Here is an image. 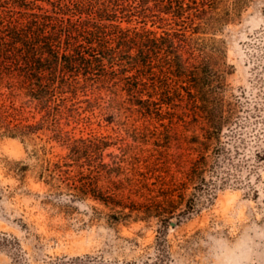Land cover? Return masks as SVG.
Masks as SVG:
<instances>
[{
  "label": "rangeland",
  "instance_id": "rangeland-1",
  "mask_svg": "<svg viewBox=\"0 0 264 264\" xmlns=\"http://www.w3.org/2000/svg\"><path fill=\"white\" fill-rule=\"evenodd\" d=\"M209 3L214 21L194 37L203 38L207 84L218 86L211 103L228 124L211 141L197 178L185 175L197 157L192 140L201 135L200 124L184 101L163 106L175 114L162 116L78 102L74 117L62 123L74 138L112 144L100 152L104 163L130 144L148 156L156 176L149 182L156 184L150 193L142 189L143 196L132 194L130 206L166 208L167 188L186 181L173 217L164 220L157 211L127 217L99 198L74 196L66 180L41 175L44 161L69 151L52 131L19 138L0 129V264H264V0ZM94 186L99 196L108 195L106 169L96 173Z\"/></svg>",
  "mask_w": 264,
  "mask_h": 264
},
{
  "label": "trees",
  "instance_id": "trees-1",
  "mask_svg": "<svg viewBox=\"0 0 264 264\" xmlns=\"http://www.w3.org/2000/svg\"><path fill=\"white\" fill-rule=\"evenodd\" d=\"M209 1L216 2L0 0L2 134L26 138L43 129L52 131L69 151L56 161H44L41 175L49 181L66 180L76 197H95L113 209L120 207L116 214L156 216L157 211L168 221L183 202L186 181L167 188L166 208L130 206L132 194L142 195V189L150 193V185L156 184L149 182L156 176L148 156L130 144L120 146V154L109 153L113 160L104 163L100 152L112 144L104 137L74 138L63 131L62 123L74 117L78 102L93 106L103 101L116 111L135 106L143 114L162 116L175 114L163 112V106L174 109L176 102L184 101L200 124L201 135L192 140L197 157L185 175L187 181L197 178L205 169L211 141L228 124L221 108L211 103L218 86L207 84L211 71L203 38L194 37L214 21L207 16V7L213 9ZM27 109H32L29 117L24 115ZM104 169L111 183L106 197L96 194L94 186L96 173Z\"/></svg>",
  "mask_w": 264,
  "mask_h": 264
},
{
  "label": "water",
  "instance_id": "water-1",
  "mask_svg": "<svg viewBox=\"0 0 264 264\" xmlns=\"http://www.w3.org/2000/svg\"><path fill=\"white\" fill-rule=\"evenodd\" d=\"M172 225L174 224V223H171Z\"/></svg>",
  "mask_w": 264,
  "mask_h": 264
}]
</instances>
